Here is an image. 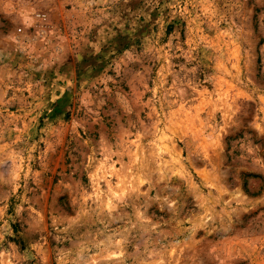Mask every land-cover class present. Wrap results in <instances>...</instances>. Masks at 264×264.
Listing matches in <instances>:
<instances>
[{
  "label": "rangeland",
  "instance_id": "374dc122",
  "mask_svg": "<svg viewBox=\"0 0 264 264\" xmlns=\"http://www.w3.org/2000/svg\"><path fill=\"white\" fill-rule=\"evenodd\" d=\"M0 264H264V0H0Z\"/></svg>",
  "mask_w": 264,
  "mask_h": 264
}]
</instances>
